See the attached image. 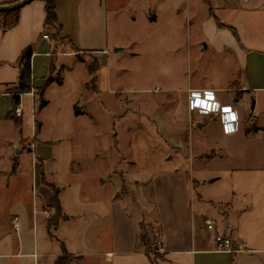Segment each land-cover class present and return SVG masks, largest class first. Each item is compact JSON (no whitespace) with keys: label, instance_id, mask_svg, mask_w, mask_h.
Returning <instances> with one entry per match:
<instances>
[{"label":"crops","instance_id":"0c3cea01","mask_svg":"<svg viewBox=\"0 0 264 264\" xmlns=\"http://www.w3.org/2000/svg\"><path fill=\"white\" fill-rule=\"evenodd\" d=\"M16 1L0 0V5ZM144 1L143 13L151 26L156 27L160 14L166 12L171 18L164 24L172 28L166 29L164 33L169 35L165 34L164 40L168 41L170 33L172 39H179L175 34L181 22L178 11L185 0ZM216 1L244 13L252 0ZM107 2L57 0L63 40L59 45L45 26L43 0L23 7L12 28H4L0 17V138L7 145L0 150V264H57L64 255L70 260L62 264H264V20L254 26L251 37H245L244 28L252 23L247 16L235 27L221 23L213 10L209 18L233 28L234 36L220 35L215 43H207L205 50L212 47L222 56V64H234L230 75L215 83L201 81L197 77L200 71L192 74L186 55L178 54L167 67L174 80L164 89L148 90L152 97H147L145 104L157 105L165 112L162 121L156 116L152 123L147 119L151 139L157 138L162 147L151 179H130L122 170L127 159L119 138V151L115 148L114 130L112 169L105 179L106 175L97 171L102 160L97 151L80 150L72 141L59 146V139H38L44 125L40 114L49 105L47 92L54 85L62 87L64 74L72 68L82 69L80 90L86 99L100 102L102 94L112 92L122 107L117 101L119 94H145L143 89L114 90L109 84ZM45 34L50 39H44ZM103 37L106 42L102 45ZM134 45L132 56H136ZM121 46H114L115 54L124 51ZM29 47L33 49L34 89L20 95L22 115L17 117L10 90L19 84L20 58ZM84 54L96 55L100 64L97 91L87 87L92 76ZM53 67L61 73V84L46 82ZM40 88L44 89L45 107H40L36 94ZM192 90L215 92L224 113H203L202 99H189ZM223 91L233 93L231 103L219 98ZM81 104L74 105V118L94 120L87 107L90 103ZM252 114L256 122L250 126L247 120ZM116 116L115 127V121L131 118L137 128L136 121L145 118L134 110L120 121ZM233 116L235 119L230 118ZM146 188L148 196L141 198ZM54 190L58 191L62 219L50 236L47 223L56 214ZM206 221L215 224L213 232L206 231ZM156 229L165 249L158 262L148 256L141 242L142 234L153 239ZM217 234L231 237L233 252L217 251Z\"/></svg>","mask_w":264,"mask_h":264},{"label":"rangeland","instance_id":"374dc122","mask_svg":"<svg viewBox=\"0 0 264 264\" xmlns=\"http://www.w3.org/2000/svg\"><path fill=\"white\" fill-rule=\"evenodd\" d=\"M144 2V0H108L109 13L106 23L108 22V27L111 28L109 33L111 39L109 48L110 86L114 90L122 88L128 92L143 89L146 90L144 91L145 94H119L117 101L122 104L123 109L116 103L112 92L100 93V95L102 94V102L95 99H86L82 95L83 91L80 90L82 69L76 67L72 68L68 74H64L65 83L62 87L54 85L48 90V99H46L49 101V105L40 114L44 125L42 132L38 134V139H59V146L66 145V141H72L76 143L80 150L97 151L98 155L100 153L98 157L102 159L97 171L106 175L103 179L108 176L112 169V156H114L113 130L115 132L114 137L119 136L120 148L127 159L125 160L127 162L122 164V170L127 173L130 179H151L150 173L153 169L158 168L156 156L160 152L161 146L159 147L157 138L151 139L147 119L152 123L151 121L154 120L152 117L156 116L157 119L162 121L165 112L157 105L154 108L152 104H149L148 107L145 103L147 97H152L151 92L149 93L148 90L156 87L164 89L171 80H174L175 77L168 75L167 67L175 58H178L176 55H186L187 62L191 63L192 74L195 70L200 71V76L197 77L201 81L215 83L230 75L234 64H222V56L212 47L205 50L207 43H215L220 35L224 38L228 35L230 38L234 36L230 29L220 26L215 19L209 18V14H212L211 8L221 20L220 22L228 25L241 26L239 23L243 24L242 16H247L252 23L249 24V28H244L245 37H251L254 34L252 32L254 26L257 27L256 24L264 20V0H252L250 5L245 6L246 11L244 13L239 8H224L216 0H185L181 3V8L178 11L181 22L175 34L179 39H172L173 33H170L168 41H165L164 38L167 37L165 34H168V32H164L166 29L172 28L166 26L168 19L171 17H168V13L165 12L164 14L162 12L160 14L161 21L156 27L151 26L148 17L143 13L142 4ZM240 31L243 33V27ZM105 42L106 37H103L102 45ZM132 44H135L133 51L136 56L130 54ZM114 46H121L124 51L115 54ZM83 56H87L85 58L87 64L98 62L96 55L84 54ZM83 56L81 57L84 58ZM70 60L71 58L67 59L66 62H70ZM58 73L57 71L54 73L55 77ZM42 75H44L43 78L47 77V73ZM43 78H41V81L45 84ZM223 83L222 81L221 84ZM101 85V91L106 89L103 83ZM108 90H110V87ZM218 96L226 103H231L233 100V93L223 91L218 93ZM76 103H90L87 107L94 120L91 119L90 121L85 116L75 119L73 107ZM159 105L161 104L159 103ZM104 106L107 107L106 110ZM133 110L136 115L145 117L136 121L137 128L134 119L131 118L123 123L115 121L116 127L114 126V115H119L116 117L120 121V118L125 117L127 113ZM6 146V140L0 138V150ZM130 161L134 163L132 164ZM113 182L115 183V181ZM148 190L146 188L145 192L142 191L140 197L148 196ZM18 192L13 193L16 195ZM139 202L143 206L141 200ZM157 231L159 232L157 229L153 231V239L149 241L150 248H146V251L151 250L152 259L158 262L161 255L155 254L153 247L154 241H156L155 238H157L155 237Z\"/></svg>","mask_w":264,"mask_h":264},{"label":"trees","instance_id":"16d2710c","mask_svg":"<svg viewBox=\"0 0 264 264\" xmlns=\"http://www.w3.org/2000/svg\"><path fill=\"white\" fill-rule=\"evenodd\" d=\"M45 2V9H46V20H45V26L51 29L52 32V40L56 44H60L63 42L61 38V30L62 27L58 21L57 13H56V8H57V0H43ZM6 5V4H5ZM211 12H213V9H210ZM19 12L14 11V12H9L0 15V17L4 18V28H12L17 25L18 20H19ZM218 24L222 26V24L219 22L218 19H216ZM233 31V28H230ZM236 34V32H235ZM237 35V34H236ZM33 55V49L31 47L27 48L21 58H20V65L21 71H20V78H19V84L15 88L11 89L10 92L13 93L14 96V109L20 104V95L24 93H29L31 92L34 88L32 86V71H31V66H30V61L31 57ZM89 74L92 76L91 81L87 85L89 90L92 91H97V77L96 73L100 69V64L96 61L93 64H88L87 66ZM54 67L52 68V74L49 76V78L46 80L47 83L56 81L58 84L62 83V78L60 76V73L57 74V77H55ZM38 96V101L40 104V107H45L47 105V101L44 99V89L40 88L36 92ZM11 117V116H10ZM114 145L115 148L119 151V141L118 137H114ZM57 190H54V197L52 199V207L56 210V214L50 218V220L47 223L48 226V231L50 236H53L52 232L57 228L59 221L62 219V213H61V208L57 199ZM150 239L147 234H142L141 235V242L144 244L146 248H150ZM148 256L151 254V250L146 251ZM161 258V256H159ZM158 257V258H159ZM70 259H68L67 255H64L62 258L58 260L57 264H62L65 262H68Z\"/></svg>","mask_w":264,"mask_h":264},{"label":"built area","instance_id":"2783aa9c","mask_svg":"<svg viewBox=\"0 0 264 264\" xmlns=\"http://www.w3.org/2000/svg\"><path fill=\"white\" fill-rule=\"evenodd\" d=\"M44 39H50V36L48 34H45ZM190 96L189 99L193 100L197 97L201 98L203 101V113L206 115H213V116H218L220 114L224 113V109L221 106L220 102L218 101L215 92L213 91H196L192 90L189 92ZM31 95H34V92L31 93ZM14 113L17 117H21L22 115V109L20 105H18ZM256 122L255 116L252 114L248 120L247 124L252 126ZM15 221H18V218H15ZM14 227L17 229L18 224L15 223ZM215 230V224L212 221H206V231L207 232H213ZM155 240L153 247L155 249V254L157 255H164L165 254V249L163 245V241L160 235V232H156L155 234ZM215 242H216V248L217 251L219 252H233V241L231 237L225 235V234H217L215 236ZM154 254V255H155Z\"/></svg>","mask_w":264,"mask_h":264},{"label":"water","instance_id":"95a60500","mask_svg":"<svg viewBox=\"0 0 264 264\" xmlns=\"http://www.w3.org/2000/svg\"><path fill=\"white\" fill-rule=\"evenodd\" d=\"M34 0H18L11 4L0 5V15L21 10L26 5L30 4Z\"/></svg>","mask_w":264,"mask_h":264},{"label":"snow or ice","instance_id":"6c2138e0","mask_svg":"<svg viewBox=\"0 0 264 264\" xmlns=\"http://www.w3.org/2000/svg\"><path fill=\"white\" fill-rule=\"evenodd\" d=\"M225 111H230V110H228V109H226ZM231 119H235V117L233 116V117H230ZM229 130H231V129H229Z\"/></svg>","mask_w":264,"mask_h":264}]
</instances>
